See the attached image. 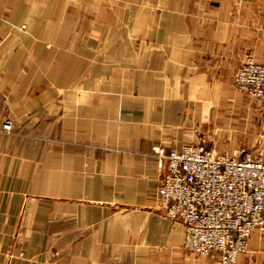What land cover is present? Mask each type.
<instances>
[{"label": "crops", "instance_id": "1", "mask_svg": "<svg viewBox=\"0 0 264 264\" xmlns=\"http://www.w3.org/2000/svg\"><path fill=\"white\" fill-rule=\"evenodd\" d=\"M263 24L264 0H0V264H220L158 210L152 150L255 147L235 80Z\"/></svg>", "mask_w": 264, "mask_h": 264}, {"label": "built area", "instance_id": "2", "mask_svg": "<svg viewBox=\"0 0 264 264\" xmlns=\"http://www.w3.org/2000/svg\"><path fill=\"white\" fill-rule=\"evenodd\" d=\"M235 85L264 106V66L246 59ZM1 129L9 134L13 123L6 120ZM152 152L160 176L158 210L183 225L184 249L234 264L246 253L252 234L264 232V154L228 155L201 145L180 151L159 145Z\"/></svg>", "mask_w": 264, "mask_h": 264}, {"label": "rangeland", "instance_id": "3", "mask_svg": "<svg viewBox=\"0 0 264 264\" xmlns=\"http://www.w3.org/2000/svg\"><path fill=\"white\" fill-rule=\"evenodd\" d=\"M238 90V89H237ZM239 91V90H238ZM240 92V91H239ZM11 121V120H10ZM12 122V121H11ZM13 126H14V124H13ZM257 139H256V144H255V147L254 148H252V149H249V151H245V152H262L263 154H264V149H262L261 148V146H259V142H262V141H260L261 139V137H264V135H260V134H258L257 136ZM216 139H215V136L213 137V140H210V142H211V144H214L215 145V141ZM48 143H51V142H54L55 141V139H54V137H48L47 138V140H46ZM216 146V145H215ZM215 148V147H214ZM215 152H219V153H224V154H228V155H238L239 153H236V154H230V153H227V152H223V151H220V150H218V149H213ZM157 205V204H156ZM157 207H158V205H157Z\"/></svg>", "mask_w": 264, "mask_h": 264}]
</instances>
